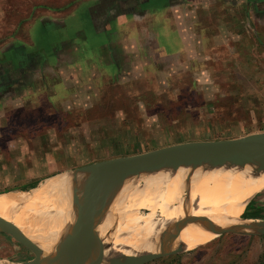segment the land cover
I'll return each mask as SVG.
<instances>
[{"label":"rangeland","instance_id":"1","mask_svg":"<svg viewBox=\"0 0 264 264\" xmlns=\"http://www.w3.org/2000/svg\"><path fill=\"white\" fill-rule=\"evenodd\" d=\"M212 11L224 21L231 19L222 17L225 14H237V19L241 15L225 5L213 6ZM208 13L209 9L203 11L204 17ZM215 22L224 23L226 30V22ZM232 26L241 34L240 20ZM242 26L249 29L250 34L245 29L244 33L254 48H209V28L203 25L207 48H145L146 39H139V48H106L104 56L92 63H84L83 56L94 50L97 55L99 48H82L85 54L74 56L79 61L75 83L70 79L51 93L53 99L42 95L26 104L31 110L9 116L8 124H30L36 129L30 134L36 136V143L22 149L25 155L20 152L19 160L14 156L11 173L31 176L40 167L41 173H32L33 181H13L4 177L6 167L0 173V192L174 144L264 132V48L254 44L264 25L250 20ZM161 40L166 46L168 40L180 45L174 36ZM235 41L238 45L241 38ZM252 202H259L264 210V190ZM41 248L0 234V263L33 260L47 253ZM150 264H264V236L218 234L192 252Z\"/></svg>","mask_w":264,"mask_h":264},{"label":"crops","instance_id":"2","mask_svg":"<svg viewBox=\"0 0 264 264\" xmlns=\"http://www.w3.org/2000/svg\"><path fill=\"white\" fill-rule=\"evenodd\" d=\"M224 5L237 9L241 17L237 19L232 13L222 16L231 17L226 21L218 18L212 8ZM208 9L204 17L203 11ZM208 20L209 24H204ZM216 20L226 22L225 31L224 23L216 24ZM239 20L241 34L232 26ZM250 20L264 25V0H0V173L7 167L4 177L13 181H33L36 177L32 173H41V167L33 169L31 176L11 173V164L13 168L16 164L14 156L19 160L22 149L29 150L36 143V136L30 135L36 129L8 121L12 113L25 111L26 104L42 99V95L48 101L53 99L51 93L57 91V86L70 83V79L75 83L78 73L74 69L79 61L74 56L85 54L82 48H99L97 55L95 50L84 55V63L99 61L106 48H139V39H146L145 48H207L202 25L209 28V48H254L244 33L247 30L250 34L249 29L242 26ZM256 35L255 46L264 48V29ZM172 36L181 46L169 40L166 46L161 40ZM238 38L241 42L237 45ZM46 48H50L49 53ZM82 169L53 175L43 182L39 180L35 188L20 191L33 193L49 180ZM244 213L264 216L259 202L251 201Z\"/></svg>","mask_w":264,"mask_h":264},{"label":"water","instance_id":"3","mask_svg":"<svg viewBox=\"0 0 264 264\" xmlns=\"http://www.w3.org/2000/svg\"><path fill=\"white\" fill-rule=\"evenodd\" d=\"M251 165L264 166V132L228 140L179 143L86 166L98 167L100 174L83 220L76 228L44 243L33 240L14 220L0 215V234L10 235L37 249L44 247L47 251L39 253L33 260L7 264H150L198 249L191 250L181 241L180 235L149 247L124 243L127 233L121 230V225L131 214L129 206L135 189L145 177L166 169L187 172L186 227L196 225L213 234L264 236V221L259 222L256 228L248 229L237 225L208 224L195 214L199 202L197 198L193 200L195 175L231 168L243 170ZM106 223L109 228L103 232Z\"/></svg>","mask_w":264,"mask_h":264},{"label":"bare ground","instance_id":"4","mask_svg":"<svg viewBox=\"0 0 264 264\" xmlns=\"http://www.w3.org/2000/svg\"><path fill=\"white\" fill-rule=\"evenodd\" d=\"M99 174L100 169L92 166L45 182L33 196L20 190L0 194V215L14 220L33 240L50 242L81 223ZM186 176V171L166 169L141 180L130 201L131 214L121 225L127 233L124 243L149 247L180 235L193 250L218 237V233L196 225L186 227ZM263 190L264 166L197 174L193 184V200L199 201L195 214L208 224L254 229L260 220L243 218V214ZM108 228L106 223L102 231Z\"/></svg>","mask_w":264,"mask_h":264},{"label":"trees","instance_id":"5","mask_svg":"<svg viewBox=\"0 0 264 264\" xmlns=\"http://www.w3.org/2000/svg\"><path fill=\"white\" fill-rule=\"evenodd\" d=\"M40 181H36V182H33L29 188H26V187H23V188H19V190H28V189H32V188H35L39 185ZM18 189V188H16ZM12 189H6L0 193H4V192H8ZM243 218H253V219H264V216L261 215V214H250V213H244L243 214Z\"/></svg>","mask_w":264,"mask_h":264}]
</instances>
